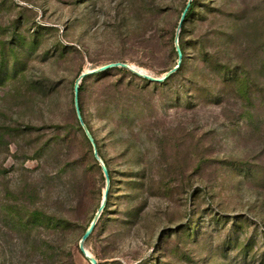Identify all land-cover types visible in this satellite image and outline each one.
<instances>
[{"label": "rangeland", "instance_id": "obj_1", "mask_svg": "<svg viewBox=\"0 0 264 264\" xmlns=\"http://www.w3.org/2000/svg\"><path fill=\"white\" fill-rule=\"evenodd\" d=\"M0 0V264H264V0ZM142 77V76H141Z\"/></svg>", "mask_w": 264, "mask_h": 264}, {"label": "water", "instance_id": "obj_2", "mask_svg": "<svg viewBox=\"0 0 264 264\" xmlns=\"http://www.w3.org/2000/svg\"><path fill=\"white\" fill-rule=\"evenodd\" d=\"M191 2H192V0H188L186 2L185 7L183 8V10L181 12V15H180V18H179V22H178V29H177L178 31H179V29H180V27H181V25H182V23L184 21L186 12H187ZM177 41H178V38L176 36V38H175V50L177 52L176 64L172 68L167 70L161 76H153V75L143 71L142 69H139L136 66L131 65V64L127 63V62L115 61V62H109V63L103 64L101 66H98L96 68L89 69L87 71L81 72L78 75V77L76 78L75 82H74V85H73V103H74L76 116H77V119H78L80 125L82 126V128H83V130L85 132V135L87 136L89 142L92 145L94 157L100 162L101 170H102L103 176L105 178V187H104V190H103V193H102V198H101V202L99 204V207H98V209H97L92 221L89 223V225L87 226V228L85 229V231L81 235V238L79 239V242H78L79 251L87 258V260L90 262V264H98V261H97V259L94 256H92L91 254L88 253V251L86 250V248L84 246V242L89 237V235L92 233V231H93V229L95 227V224H96L97 220L99 219V217H100V215H101V213H102V211H103V209L105 207L106 199H107V196H108V193H109V181L110 180H109V173H108L107 166L105 165V163L103 162L101 157L98 155L94 137L91 134V132L89 131V129H88L87 125L85 124V122L83 121V118H82L81 113H80V109H79V85H80V81L85 76H88V75H91V74H94V73H98V72H102V71L107 70V69L119 67V68L128 69V70L132 71L133 73H135V74H137L139 76H142V77H144V78H146V79H148L150 81L158 82V83L163 82L171 74H173L179 68V66L181 64L182 52H181V49H180Z\"/></svg>", "mask_w": 264, "mask_h": 264}, {"label": "trees", "instance_id": "obj_3", "mask_svg": "<svg viewBox=\"0 0 264 264\" xmlns=\"http://www.w3.org/2000/svg\"><path fill=\"white\" fill-rule=\"evenodd\" d=\"M193 7H194V1L192 0V2H191V4H190V6H189V8H188V10H187V12H186V15H185V18H184V21L185 20H187V17H188V15H189V13L192 11V9H193ZM184 21H183V23H184ZM183 23H182V25H183ZM181 25V26H182ZM180 49H181V52H182V48L180 47ZM177 53V52H176ZM182 64H183V59H182V61H181V64H180V66L179 67H181L182 66ZM115 68H117V67H115ZM115 68H111V69H115ZM119 69H125V68H119ZM107 70H109V69H107ZM126 70V69H125ZM104 71H106V70H104ZM103 72V71H102ZM175 73V72H174ZM130 74L131 75H133V76H135V77H137V78H140V79H142V80H144V81H146V82H148V83H154L153 81H150V80H148V79H146V78H144V77H141V76H139V75H137V74H135V73H133V72H130ZM172 75V74H171ZM170 75V76H171ZM170 76L166 79V80H168L169 78H170ZM85 77H87V76H85ZM165 81V80H164ZM155 83H158V82H155ZM160 83H162V82H160ZM81 88H82V85L80 84L79 85V93H80V90H81ZM79 109H80V113H81V116H82V118H83V115H82V106H81V104H80V102H79ZM83 121H84V119H83ZM86 124V123H85ZM87 125V124H86ZM87 127H88V129H89V131L91 132V130H90V128H89V126L87 125ZM92 134V133H91ZM93 135V134H92ZM85 137H86V139L88 140V138H87V136L85 135ZM95 140V139H94ZM89 141V140H88ZM96 143V142H95ZM96 147H97V145H96ZM98 152V151H97ZM99 153V152H98ZM106 166H107V164H105ZM107 169H108V173H109V177H110V170H109V168H108V166H107ZM108 197H109V193H108V196H107V200H108Z\"/></svg>", "mask_w": 264, "mask_h": 264}, {"label": "bare ground", "instance_id": "obj_4", "mask_svg": "<svg viewBox=\"0 0 264 264\" xmlns=\"http://www.w3.org/2000/svg\"><path fill=\"white\" fill-rule=\"evenodd\" d=\"M89 253V252H88ZM90 254V253H89Z\"/></svg>", "mask_w": 264, "mask_h": 264}]
</instances>
